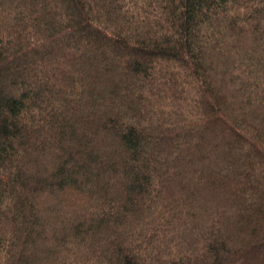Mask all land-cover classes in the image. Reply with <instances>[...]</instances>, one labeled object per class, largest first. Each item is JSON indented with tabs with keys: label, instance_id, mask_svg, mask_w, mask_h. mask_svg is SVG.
I'll return each mask as SVG.
<instances>
[{
	"label": "trees",
	"instance_id": "trees-1",
	"mask_svg": "<svg viewBox=\"0 0 264 264\" xmlns=\"http://www.w3.org/2000/svg\"><path fill=\"white\" fill-rule=\"evenodd\" d=\"M0 264H264V0H0Z\"/></svg>",
	"mask_w": 264,
	"mask_h": 264
}]
</instances>
